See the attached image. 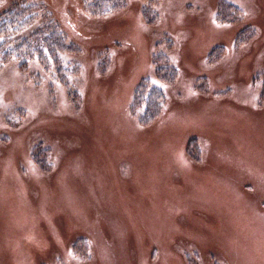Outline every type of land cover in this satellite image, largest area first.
<instances>
[{
	"label": "rangeland",
	"instance_id": "rangeland-1",
	"mask_svg": "<svg viewBox=\"0 0 264 264\" xmlns=\"http://www.w3.org/2000/svg\"><path fill=\"white\" fill-rule=\"evenodd\" d=\"M24 1L71 50L0 62V264H264V0Z\"/></svg>",
	"mask_w": 264,
	"mask_h": 264
},
{
	"label": "trees",
	"instance_id": "trees-1",
	"mask_svg": "<svg viewBox=\"0 0 264 264\" xmlns=\"http://www.w3.org/2000/svg\"><path fill=\"white\" fill-rule=\"evenodd\" d=\"M3 1L4 0H0V38L9 37V34L12 35V32L17 34L22 31L23 28H25L32 21L34 14L29 10L33 6L30 2L27 3L28 5H25L26 2L21 0L19 3H14L13 5L7 7ZM58 24L59 23L56 20L48 21L45 24L42 23L28 36L16 43L15 47L0 45V62L7 63L12 60L11 58L17 57L21 61L20 67L22 65L24 66L28 59L34 60L33 58H37L39 62L43 63L45 59L48 60V54L42 52L40 47L47 45L51 49L52 53H54V47L59 48V46H61L62 49H67L68 44L62 45L61 43L62 41H66V39L62 36L63 33H58L56 28V25ZM69 50H71V48L67 49V53ZM72 50H74V48H72ZM141 90H143V83L139 86L138 92H142ZM139 95L140 93H138V96Z\"/></svg>",
	"mask_w": 264,
	"mask_h": 264
}]
</instances>
